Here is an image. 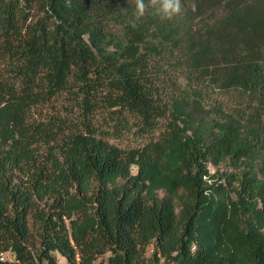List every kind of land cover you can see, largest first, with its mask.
<instances>
[{
  "label": "trees",
  "instance_id": "obj_1",
  "mask_svg": "<svg viewBox=\"0 0 264 264\" xmlns=\"http://www.w3.org/2000/svg\"><path fill=\"white\" fill-rule=\"evenodd\" d=\"M180 3L0 0V264H264V0Z\"/></svg>",
  "mask_w": 264,
  "mask_h": 264
},
{
  "label": "clouds",
  "instance_id": "obj_2",
  "mask_svg": "<svg viewBox=\"0 0 264 264\" xmlns=\"http://www.w3.org/2000/svg\"><path fill=\"white\" fill-rule=\"evenodd\" d=\"M148 8L153 9L152 14L163 20H170L181 12L180 0H135L136 19L143 17ZM133 27L136 26L135 21H130Z\"/></svg>",
  "mask_w": 264,
  "mask_h": 264
},
{
  "label": "rangeland",
  "instance_id": "obj_3",
  "mask_svg": "<svg viewBox=\"0 0 264 264\" xmlns=\"http://www.w3.org/2000/svg\"><path fill=\"white\" fill-rule=\"evenodd\" d=\"M42 15V12L39 11L37 8H35L34 10V19H36V17ZM114 141H116L117 143L123 145V146H132V145H135L139 142V138L132 134V133H129L127 135H125L124 137L122 138H119V139H114ZM216 166H212V170H215ZM226 168V167H225ZM224 167L221 166V169H225ZM229 170H231V168H228ZM151 250H149L148 252V255L151 254ZM107 257H108V254H103L101 255L96 261L94 264H106V260H107ZM63 259V258H62Z\"/></svg>",
  "mask_w": 264,
  "mask_h": 264
},
{
  "label": "built area",
  "instance_id": "obj_4",
  "mask_svg": "<svg viewBox=\"0 0 264 264\" xmlns=\"http://www.w3.org/2000/svg\"><path fill=\"white\" fill-rule=\"evenodd\" d=\"M0 257H1L2 259H5V257H6V253H5V252H1V253H0Z\"/></svg>",
  "mask_w": 264,
  "mask_h": 264
}]
</instances>
